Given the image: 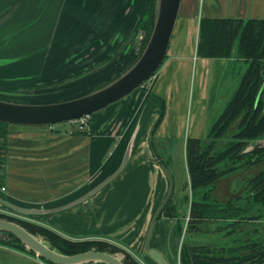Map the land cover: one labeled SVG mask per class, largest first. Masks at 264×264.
Returning <instances> with one entry per match:
<instances>
[{
    "label": "crops",
    "instance_id": "0c3cea01",
    "mask_svg": "<svg viewBox=\"0 0 264 264\" xmlns=\"http://www.w3.org/2000/svg\"><path fill=\"white\" fill-rule=\"evenodd\" d=\"M28 1L0 0V47L13 35L11 23H23ZM75 4L85 18L82 26L71 13ZM147 5L148 0H42L35 15L48 13L50 21H62L63 36L121 44L116 53L125 55V62H119L125 68L137 57ZM16 8L19 13L13 19ZM201 17L264 20V0H182L166 57L145 84L90 115L82 128L72 122L62 128L9 124L4 198L35 212L0 206L69 238L112 242L141 264H160L154 252L166 264H180L184 227L192 236L198 229L187 228L189 206L178 198L181 185L189 182L185 142L206 136L229 63L197 57ZM161 160H169L174 178V209L155 219L170 186ZM216 192L213 189L210 196L218 197ZM193 245L190 238L187 246ZM0 264L48 263L0 245Z\"/></svg>",
    "mask_w": 264,
    "mask_h": 264
},
{
    "label": "trees",
    "instance_id": "16d2710c",
    "mask_svg": "<svg viewBox=\"0 0 264 264\" xmlns=\"http://www.w3.org/2000/svg\"><path fill=\"white\" fill-rule=\"evenodd\" d=\"M155 7L156 0H148L145 16L140 22L143 39L137 57L144 49L152 31ZM233 49H235L234 55H232ZM196 55L200 58L227 59L229 61L227 68L238 62H245L246 68L240 75L231 97L212 116L206 136L202 139L195 137L186 139L185 161L190 188L189 214L191 218H197L199 211L202 217H207L206 213L211 209L215 211L236 209L243 217L264 220V87L261 88L264 82V20L201 17L198 24ZM161 110L159 121L163 115V106ZM8 125L0 121V196L2 197H5L1 187L4 185ZM223 138H225L224 144L219 149L216 147L217 141ZM251 143H255V146L245 150ZM213 149L215 156L208 157ZM157 156L161 158L158 153ZM219 161L230 162V165H225L219 170L213 168ZM161 162L168 167L169 160L165 162L161 160ZM242 166L244 168L258 166L256 173L247 180V191L242 202L227 200L219 204L211 201L210 192L214 189L216 180ZM173 194L162 209L164 214L169 215L170 210L174 209ZM187 198L188 196L186 202H188ZM0 218L20 224L33 235L41 236L52 248L63 254L72 255L89 250L120 253L125 264H141L123 247L103 239L69 238L41 223L14 217L1 211ZM0 245L35 255L32 251H28L15 235L7 231L0 230ZM239 248L244 250L235 251L236 253L231 255L233 257L224 254L222 258H216L221 260L226 258L223 264H229L228 260L233 261V264H264V238L252 240ZM179 263L220 264L217 261L210 262L200 258L194 246L186 245L180 248Z\"/></svg>",
    "mask_w": 264,
    "mask_h": 264
},
{
    "label": "rangeland",
    "instance_id": "374dc122",
    "mask_svg": "<svg viewBox=\"0 0 264 264\" xmlns=\"http://www.w3.org/2000/svg\"><path fill=\"white\" fill-rule=\"evenodd\" d=\"M26 3L24 4L26 5L27 13L25 17L21 18L23 23H20V27H17L18 23H11L10 33L13 35L11 39L10 37H5L4 44L0 47V50L4 52L0 54L1 100L18 103H53L76 98L107 85L125 72L140 56L132 64L130 62L131 65L129 64L123 68L119 62L122 58L123 62H125V55L116 53L122 47L121 44L114 46L111 44L113 41L108 39L106 44L102 43L99 45L100 38L89 39L88 37L76 35L63 36L61 35V33H64L62 21H59L60 23H58L57 19L53 22L52 20L50 21L49 18L51 17H49L48 13L46 14L47 16L35 15L42 0H29L28 5ZM17 10L18 8L13 9V19L19 13ZM47 10L51 12L50 8ZM72 10H74V12L71 11L75 15L74 20H81L79 25L82 26L85 18H81L83 16L80 5H73ZM54 26H56L55 29H53ZM72 33L74 34L73 30ZM124 42L126 43L127 41L125 40ZM245 68V62H238L231 65L226 72L224 71L225 78H223L221 83V88H224L221 90L222 96L217 102V105H219L215 106L213 115L231 97ZM69 123L70 121H65L51 124L50 126L62 128L68 127ZM224 141L225 138L218 140L216 147L221 149ZM216 150L218 151V149ZM214 151V149L210 151L208 157L215 156ZM228 164L230 165V162L219 161L214 164L213 168L219 170V168H223ZM231 179L236 178H226L221 182L219 190L216 192L220 199L218 197L215 198V195L212 194L213 196H210L211 201L224 202L228 198L234 199L241 194L242 190L240 187H237L235 191H229L228 194L227 189ZM180 190L181 193L178 198L182 201L181 203L190 206L189 183L188 185L187 182L182 184ZM230 192H233V194ZM186 195L188 196V202H186ZM0 211L14 217L35 221L15 214L2 206H0ZM183 211H188L187 205L184 206ZM206 214H208L207 217H202V214L198 211V216L194 219H189V217H192L189 214L186 219L187 228L198 229L196 234L192 236L184 227L181 237V246H187L190 238H193V246L200 258L204 260L217 261L223 264L226 258L221 260L216 257L222 258L224 254L229 255L228 257H233L231 255L236 253L235 251L242 252L244 250V248H239V246L255 239L258 240V238H264L263 219L243 217L236 209L228 211L211 209ZM248 228L253 231L244 232ZM251 233L255 234L252 235ZM228 262L229 264L234 263L230 260Z\"/></svg>",
    "mask_w": 264,
    "mask_h": 264
},
{
    "label": "water",
    "instance_id": "95a60500",
    "mask_svg": "<svg viewBox=\"0 0 264 264\" xmlns=\"http://www.w3.org/2000/svg\"><path fill=\"white\" fill-rule=\"evenodd\" d=\"M182 0H156L153 28L147 43L136 61L120 76L107 85L85 95L53 103H18L0 99V121L16 125H51L59 122L73 121L87 117L131 94L135 89L147 82L162 65L178 18ZM233 49L232 55H234ZM264 87V82L261 88ZM219 105V104H218ZM217 105V106H218ZM255 146L251 143L245 150ZM170 186L161 208L155 219L161 215L162 209L174 191V178L167 167ZM94 189L93 191H95ZM0 204L18 213L35 211L15 205L0 196ZM0 230L15 235L28 251L36 257L54 264H84L87 262H104L106 264H125L123 255L104 251L89 250L67 255L52 248L41 236H35L20 224L0 218ZM151 255L160 263L166 264L158 253Z\"/></svg>",
    "mask_w": 264,
    "mask_h": 264
},
{
    "label": "flooded vegetation",
    "instance_id": "af4514ba",
    "mask_svg": "<svg viewBox=\"0 0 264 264\" xmlns=\"http://www.w3.org/2000/svg\"><path fill=\"white\" fill-rule=\"evenodd\" d=\"M221 103V102H219ZM258 170V166H251L248 168H244V166L242 167H238L236 169L231 170L227 175L225 176H221L219 177L216 182H215V186L214 189L215 190H219V185L221 184V182L226 179V178H236V179H231V183L227 189V192L229 194V191H235V189H237V187H240L242 192L241 194H239L236 198L234 199H229V200H234L237 202H242V199L245 195V192L247 191L246 186H247V180L249 177H251V175H254L256 173V171ZM238 178V179H237ZM233 194V192H230ZM231 195V194H230ZM225 202V201H224Z\"/></svg>",
    "mask_w": 264,
    "mask_h": 264
},
{
    "label": "built area",
    "instance_id": "2783aa9c",
    "mask_svg": "<svg viewBox=\"0 0 264 264\" xmlns=\"http://www.w3.org/2000/svg\"><path fill=\"white\" fill-rule=\"evenodd\" d=\"M87 117H83V118H79V119H76V120H73V121H70L72 123H77L79 125V128H82L83 125H85L87 123ZM1 190L4 191L5 188L4 187H1Z\"/></svg>",
    "mask_w": 264,
    "mask_h": 264
}]
</instances>
